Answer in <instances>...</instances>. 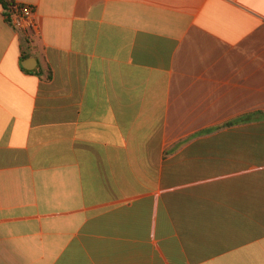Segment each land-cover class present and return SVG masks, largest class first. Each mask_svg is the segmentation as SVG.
Instances as JSON below:
<instances>
[{
    "label": "crops",
    "instance_id": "obj_1",
    "mask_svg": "<svg viewBox=\"0 0 264 264\" xmlns=\"http://www.w3.org/2000/svg\"><path fill=\"white\" fill-rule=\"evenodd\" d=\"M14 2L0 264H264V0Z\"/></svg>",
    "mask_w": 264,
    "mask_h": 264
},
{
    "label": "built area",
    "instance_id": "obj_2",
    "mask_svg": "<svg viewBox=\"0 0 264 264\" xmlns=\"http://www.w3.org/2000/svg\"><path fill=\"white\" fill-rule=\"evenodd\" d=\"M35 14V7L25 4H16L7 18L10 24L19 31L37 32L38 25L35 22Z\"/></svg>",
    "mask_w": 264,
    "mask_h": 264
},
{
    "label": "trees",
    "instance_id": "obj_3",
    "mask_svg": "<svg viewBox=\"0 0 264 264\" xmlns=\"http://www.w3.org/2000/svg\"><path fill=\"white\" fill-rule=\"evenodd\" d=\"M0 4L4 8L6 20L9 22L7 17L9 13L12 11V9L14 8V6L16 5V3L14 2V0H0Z\"/></svg>",
    "mask_w": 264,
    "mask_h": 264
},
{
    "label": "water",
    "instance_id": "obj_4",
    "mask_svg": "<svg viewBox=\"0 0 264 264\" xmlns=\"http://www.w3.org/2000/svg\"><path fill=\"white\" fill-rule=\"evenodd\" d=\"M22 66L26 69V70H34L35 66H36V60L35 59H28L26 61H24L22 63Z\"/></svg>",
    "mask_w": 264,
    "mask_h": 264
}]
</instances>
